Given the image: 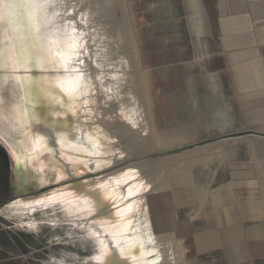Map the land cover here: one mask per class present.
Instances as JSON below:
<instances>
[{
  "label": "water",
  "instance_id": "water-1",
  "mask_svg": "<svg viewBox=\"0 0 264 264\" xmlns=\"http://www.w3.org/2000/svg\"><path fill=\"white\" fill-rule=\"evenodd\" d=\"M0 149L40 264H178L126 0H0Z\"/></svg>",
  "mask_w": 264,
  "mask_h": 264
},
{
  "label": "crops",
  "instance_id": "crops-1",
  "mask_svg": "<svg viewBox=\"0 0 264 264\" xmlns=\"http://www.w3.org/2000/svg\"><path fill=\"white\" fill-rule=\"evenodd\" d=\"M190 4L210 125L219 135L238 134L210 142L202 179L182 170L181 184H190L198 205L190 218L199 221L198 263L264 264V0Z\"/></svg>",
  "mask_w": 264,
  "mask_h": 264
},
{
  "label": "rangeland",
  "instance_id": "rangeland-1",
  "mask_svg": "<svg viewBox=\"0 0 264 264\" xmlns=\"http://www.w3.org/2000/svg\"><path fill=\"white\" fill-rule=\"evenodd\" d=\"M126 1L155 141L169 190L178 264H200L201 254L195 251L199 221L190 219L198 205L190 184H181L182 170L188 176L193 172L202 179V166L212 160L209 157L211 143L193 148L185 146L214 139L219 133L210 125L205 62L198 59L200 49L189 28L192 5L190 10L187 5L192 0ZM206 153L208 157H203ZM7 162L0 149V203L8 182ZM211 165H217V160ZM183 178L186 180V176ZM47 243L39 233L9 222L0 208V264H40L46 255Z\"/></svg>",
  "mask_w": 264,
  "mask_h": 264
}]
</instances>
